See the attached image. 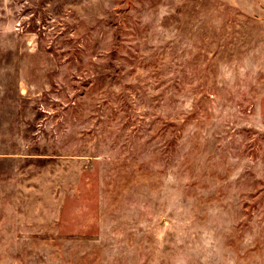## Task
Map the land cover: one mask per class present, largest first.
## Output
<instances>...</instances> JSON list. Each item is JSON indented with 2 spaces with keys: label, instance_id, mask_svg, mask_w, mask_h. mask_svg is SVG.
<instances>
[{
  "label": "rangeland",
  "instance_id": "obj_1",
  "mask_svg": "<svg viewBox=\"0 0 264 264\" xmlns=\"http://www.w3.org/2000/svg\"><path fill=\"white\" fill-rule=\"evenodd\" d=\"M0 264H264V0H0Z\"/></svg>",
  "mask_w": 264,
  "mask_h": 264
}]
</instances>
